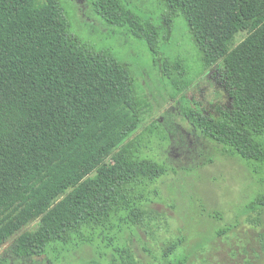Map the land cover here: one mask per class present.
I'll list each match as a JSON object with an SVG mask.
<instances>
[{"label":"trees","instance_id":"obj_1","mask_svg":"<svg viewBox=\"0 0 264 264\" xmlns=\"http://www.w3.org/2000/svg\"><path fill=\"white\" fill-rule=\"evenodd\" d=\"M158 1L166 9L160 23L123 0H98L95 10L107 25L144 41L156 61L174 21L184 18L200 56L202 70L194 76L217 67L230 102L216 117L180 105L177 116L196 138H184L183 127L173 123L181 135L176 145L196 166L212 162L196 150L208 140L264 170V0ZM71 28L61 0H0V247L12 241L0 264L34 258L65 264L83 247L108 264H188L216 237L237 238L244 247L241 222L208 235V225L200 232L205 221L199 217L195 226L185 221L189 237L166 239L159 252L150 243L136 248L141 233L153 241L165 229L153 205L162 202L159 186L171 170L165 154L156 153L172 148V125L154 122L138 133L151 109L138 97L130 70ZM243 31L247 37L231 47ZM159 64L175 97L194 80L186 60L164 57ZM183 188L184 206L193 208L195 199ZM240 207L245 225L258 232L264 193ZM205 216L215 226L216 215ZM191 239L193 248L182 252Z\"/></svg>","mask_w":264,"mask_h":264},{"label":"rangeland","instance_id":"obj_2","mask_svg":"<svg viewBox=\"0 0 264 264\" xmlns=\"http://www.w3.org/2000/svg\"><path fill=\"white\" fill-rule=\"evenodd\" d=\"M97 1L61 0L66 8L72 33L82 42L91 45L96 51L105 53L126 65L130 70L138 97L144 98L151 109L138 133L146 130L154 122L168 123L172 125L170 134L171 138L175 140L171 149L165 152L158 149L156 153L158 156L165 154L171 170L169 175L162 179L159 186L162 202L153 205L157 212L164 215L163 227L165 229L153 241L141 233L142 242L134 239V245L138 250H142L147 243H150L149 247L159 252L161 244L166 239L174 238L179 234L189 237L190 233L185 221H188L191 226H195L198 224L197 220L202 218L207 223L205 219H209V216H205V214L212 212L216 217L211 219L217 221H210L215 226L212 224L209 226L208 223L203 222L198 226L200 232L208 225V235H212L220 227L241 222L237 231L238 237L242 238L241 240L244 242V247L238 248L237 238L216 237L207 244L204 251H196L188 264H245V260L253 257L255 253L260 255L256 264H264V225L258 232L253 231L245 225L246 219L238 213L243 208H239V206L248 203L258 193H264V170L257 166L253 167L235 156L224 155L220 145L208 140L199 141L196 150L197 152L202 151L205 156L203 160L208 161L209 158H212V162L205 166L201 163L196 166L195 162L197 161L192 160L190 155L184 154V146L176 145L181 135L178 134V131L173 130V123L177 128L183 127L181 129L185 132L184 138H196L192 134L186 133L184 129L188 127L187 124L181 122L177 116L180 105L186 104L194 109H201L205 115L214 117L218 115L217 108L229 107V93L221 73L217 67H214L202 71L197 77L194 76V72L202 70L200 56L184 18L179 17L174 21L172 34L161 43L160 56L156 61L147 44L132 36L127 28L114 27L104 23L95 10ZM123 2L141 17L152 19L157 23L161 22L162 14L166 13V9L158 0H123ZM246 37L247 32H240L230 43L231 47H237ZM164 57H169L171 62L177 58L181 61L186 60L189 68H193L190 78L194 80L176 97L171 80L164 76L162 66L159 64V61L162 62ZM175 117H177V121ZM189 141L191 142V140ZM191 143L194 144V142ZM150 153L154 154V152ZM192 168L194 172L191 171ZM257 171L259 173H256ZM182 186L186 188V191H189L190 196L194 197L195 206L193 208L184 206L189 202L186 199L189 195L185 193ZM178 188L182 190L183 194L179 193ZM11 243L12 241L0 247V256L5 255ZM193 245L194 240L191 239L186 243L182 252L186 247L193 248ZM245 249L249 253L248 257L244 252ZM233 251L237 252L236 257L232 256ZM70 255L73 260L68 259L65 264H108L104 263L98 252L96 253L91 248L83 247L75 254ZM156 255L159 254L156 252ZM252 260L254 261L253 258ZM13 264L63 263L53 262L49 258H34L17 260Z\"/></svg>","mask_w":264,"mask_h":264}]
</instances>
